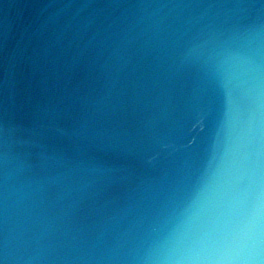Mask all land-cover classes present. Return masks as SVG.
I'll use <instances>...</instances> for the list:
<instances>
[{"label":"water","instance_id":"obj_1","mask_svg":"<svg viewBox=\"0 0 264 264\" xmlns=\"http://www.w3.org/2000/svg\"><path fill=\"white\" fill-rule=\"evenodd\" d=\"M250 23H264L262 0H0V238L29 192L67 229L42 264H96L72 246L146 225L215 121L180 53L198 29Z\"/></svg>","mask_w":264,"mask_h":264},{"label":"clouds","instance_id":"obj_2","mask_svg":"<svg viewBox=\"0 0 264 264\" xmlns=\"http://www.w3.org/2000/svg\"><path fill=\"white\" fill-rule=\"evenodd\" d=\"M180 62L197 71L216 99L214 126L195 171L146 225L116 232L103 247L73 245L72 259L264 264V23L198 29ZM38 197L29 192L16 201L24 215L0 238V264H42L58 255L55 241L67 229L39 208Z\"/></svg>","mask_w":264,"mask_h":264}]
</instances>
